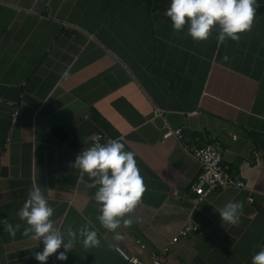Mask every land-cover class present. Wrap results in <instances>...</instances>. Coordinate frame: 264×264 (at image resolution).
Instances as JSON below:
<instances>
[{
    "label": "crops",
    "instance_id": "crops-1",
    "mask_svg": "<svg viewBox=\"0 0 264 264\" xmlns=\"http://www.w3.org/2000/svg\"><path fill=\"white\" fill-rule=\"evenodd\" d=\"M0 2V264H40L34 256L44 245L22 234L27 224L17 215L32 186L71 241L67 261L53 254L46 264H128L114 246L144 264L164 248L162 264H252L264 247V0L251 30L222 44L219 26L203 41L188 25L176 32L165 15L171 0ZM153 107L181 128L182 142L218 150L246 189L217 188L199 201L173 196L188 191L199 164L160 137ZM93 133L135 154L146 188L119 240L97 219V189L69 167ZM230 201L243 203L236 225L219 215ZM5 220L21 225L15 236ZM188 223L195 229L168 244ZM86 224L99 247L83 248L77 230Z\"/></svg>",
    "mask_w": 264,
    "mask_h": 264
},
{
    "label": "clouds",
    "instance_id": "clouds-1",
    "mask_svg": "<svg viewBox=\"0 0 264 264\" xmlns=\"http://www.w3.org/2000/svg\"><path fill=\"white\" fill-rule=\"evenodd\" d=\"M258 7L257 0H171L165 15L170 18L176 32L188 25V34L197 41L207 40L212 29L219 26L217 42L222 44L226 39L239 41L241 33L251 30ZM124 148L118 139H109L103 144L95 142L69 164V167L78 169V183H86L84 177L87 175L91 181L88 186L97 189L94 194L100 205L97 219L104 229L114 234L116 240L122 238L118 229L132 225L133 219L125 217L140 204L146 190L135 154ZM242 212V202L230 201L219 210V215L222 222L236 225ZM53 213L54 209L49 206L39 186L28 190L27 199L17 213L19 220L27 224L22 234L32 233L31 239L40 240L44 245L42 252L34 256L40 264H46L53 254L57 260L68 259L71 241L64 243L61 233L53 228L50 219ZM3 224L10 236H15L21 227L19 223L13 225L8 220ZM77 231L83 237L85 250L100 246L97 231L89 230L87 224ZM68 235L75 239L76 232L69 229ZM62 246L64 251L58 252ZM252 264H264V247L252 257Z\"/></svg>",
    "mask_w": 264,
    "mask_h": 264
},
{
    "label": "built area",
    "instance_id": "built-area-1",
    "mask_svg": "<svg viewBox=\"0 0 264 264\" xmlns=\"http://www.w3.org/2000/svg\"><path fill=\"white\" fill-rule=\"evenodd\" d=\"M1 4V2H0ZM192 111L190 114H193ZM16 110L13 109L10 113V124L12 125L16 118ZM159 120L161 122V138L171 137L177 141V143L182 147V149L188 153L194 160L199 164V172L196 177L191 181L188 186V191L186 193H178L175 189H172L170 193L177 197H188L189 194L194 196L196 201L203 199L208 193L217 189L225 187H233L236 189H246L244 181L233 175L228 168V165L223 162L221 153L214 149L209 144L195 145L187 144L182 142L181 139V128L174 127L171 128L167 126L163 118V111L157 107H153L151 111V116L149 121L155 123ZM234 138V135H231ZM89 141L91 146L95 142L106 143L107 139L101 133H93L89 136ZM247 201H252L251 196H247ZM194 225L185 224L183 227L179 228L173 237H170L168 244L176 241L178 236H186L191 230H194ZM60 249H63L61 247ZM115 251L128 263V264H144V262L132 254L125 253L120 247L114 246ZM163 250L152 253L150 255V264H162L160 261V256Z\"/></svg>",
    "mask_w": 264,
    "mask_h": 264
}]
</instances>
